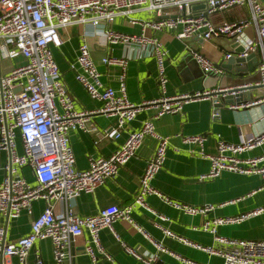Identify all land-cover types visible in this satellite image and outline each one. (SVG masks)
<instances>
[{"label":"built area","instance_id":"1","mask_svg":"<svg viewBox=\"0 0 264 264\" xmlns=\"http://www.w3.org/2000/svg\"><path fill=\"white\" fill-rule=\"evenodd\" d=\"M204 5L202 8L195 6ZM245 7L247 17L237 22L223 21L214 24L212 14L232 7ZM153 15L148 20L129 17L134 12ZM116 17H127L129 24H138L139 33H124L111 27L99 28L113 22ZM81 26L96 29L93 36L100 35L103 44L124 46L121 56L106 55L101 62L120 67L117 75L118 85L113 88L101 80L97 64L90 56L86 43L88 31L83 29L75 60L69 64L74 71V79L80 83L88 96L101 101L97 110H77L73 99L68 95L55 62L52 48L61 44V29ZM246 28H252L253 37L242 35ZM170 32L184 41L186 38L210 40L214 37H233L245 45L241 56L258 52L256 72L259 79L255 83H244L233 87H216L180 94H167L169 78L165 68L168 52L165 45L146 31ZM264 4L262 0H0V58L22 57L23 65L16 66L6 74L0 72V150L8 155L6 162H0V169L6 175L0 182V264H30L29 252L36 241L49 240L52 245V260L55 264H75L71 243L87 232L88 238L84 252L97 264L103 256L113 262L99 239V232L107 228L116 241H120L113 230L114 222L124 220L151 240L156 253L148 257L136 252L120 241L125 252L144 264H157L158 254L175 256L188 264V261L170 252L160 241L152 240L143 228L134 222L132 210L137 205L151 212L161 221L168 218L153 210L146 197L158 195L166 204L187 215H206L216 208L214 204L205 206L186 205L163 196L152 185L154 176L162 169L166 158L169 138L155 131L154 119L163 115L182 112L184 104L190 101L210 99L214 104L231 94L244 92L245 87L259 88L260 95L248 102L229 103L232 109L264 103ZM185 50L192 54L203 73L209 71L221 75L223 69L199 51L185 44ZM152 55L156 60L158 97L141 103H132L127 97L126 68L132 58ZM230 54L226 53L225 58ZM155 108L154 115L142 122L139 129L127 138L107 157L91 158L88 167L81 171L75 168V155L72 152L69 132L82 130L90 132L91 115L103 113L116 116V129L105 130V137L116 139L118 129L133 120L137 113L147 108ZM213 118L219 116L212 112ZM21 138V152L17 151V136ZM157 141L155 152L147 161L139 179V189L134 199L124 206L101 208L96 214L79 215L73 212L71 202L82 192L93 193L107 179L114 178L120 168L137 152L145 137ZM203 135L183 136L184 143L197 146L200 157L208 159L209 170L200 175V180L218 176L229 170L239 174H257L263 179L264 189V152L253 157L240 158L244 151L264 145V131L258 135L241 134L237 143L218 140L215 154L203 149ZM29 167L33 173L30 182L20 175V168ZM255 191H253L254 193ZM42 200L44 209L40 215L30 220L29 233L7 241L6 233L10 219L22 212L33 215L32 203ZM53 202L64 204L61 214L54 213ZM221 206V205H219ZM264 213L260 207L236 216L214 217L201 226L209 231L217 246H202L185 239L153 221L166 237L175 238L185 245L203 250L208 255L220 256L223 264H264V239H233L217 235V227L229 223H240L245 218ZM33 264H44L39 251L33 252Z\"/></svg>","mask_w":264,"mask_h":264},{"label":"crops","instance_id":"2","mask_svg":"<svg viewBox=\"0 0 264 264\" xmlns=\"http://www.w3.org/2000/svg\"><path fill=\"white\" fill-rule=\"evenodd\" d=\"M264 4V0H262ZM142 12V11H139ZM135 13V12H134ZM146 13V12H143ZM132 14V13H131ZM131 17V15L129 16ZM247 17L245 7H232L229 15L211 16L212 23L218 25L223 21L237 22ZM142 19V18H141ZM111 27L124 33H139L138 24H129L127 17H116L112 23L99 25V28ZM83 29L88 31L86 43L89 45L90 56L97 64L101 73V80L113 88L117 87V75L120 67L109 66L101 62V58L121 56L125 52L124 46L103 44L101 36H93L96 29L91 27L74 26L61 29V44L58 48H52L55 62L58 65L62 80H64L68 95L73 99L77 110L93 111L101 106V101L90 98L83 86L74 79V71L69 64L75 60L79 41ZM147 35H154L164 43L168 52L165 68L166 77L169 78L167 94L187 93L202 89L200 76L202 70L192 54L185 50L188 44L194 50L199 51L215 64L221 65L225 61L226 50H229V42L225 37H214L210 40L186 38L180 41L174 38L170 32L146 31ZM252 28H246L242 35L253 37ZM264 40V39H263ZM22 57L0 58V72L6 74L16 66L24 64ZM256 67L254 73L256 72ZM156 60L153 56L132 58L126 68V93L133 103H141L158 97V83L156 78ZM207 74V73H206ZM250 74V73H249ZM220 76L219 74H217ZM211 78L205 76L204 89L219 87H233L239 82L234 72L229 75ZM220 79V80H219ZM250 83V82H246ZM203 89V90H204ZM260 93L259 88L249 90L244 95V102L256 99ZM217 111L219 116L213 118L212 112ZM155 108H147L128 121L118 131L120 136L116 139L105 137L104 131L116 129L117 118L103 113L91 115L89 122L90 132L72 130L69 141L72 152L75 155V168L79 171L88 167L91 158L107 157L111 155L117 146L124 142L127 136L140 128L143 121L154 115ZM155 131L169 138L166 158L162 169L154 176L152 185L170 200H176L186 205L205 206L214 204L216 208L206 215H187L181 210L166 204L158 195L146 197L147 204L156 212L168 218L167 221L159 220L151 212L140 206L132 210V218L137 222L152 240L160 241L170 252L200 264H223L220 256L207 254L203 250L188 246L175 238L166 237L157 228L153 221L161 223L174 234L185 239L192 240L202 246H217L213 235L201 229L205 221L214 217L236 216L250 211L264 204L263 179L257 174H239L229 170L222 171L218 176L207 180H200L202 174L209 170L208 159L200 157L197 146L192 143H184L183 136L203 135V149L205 152L215 154L218 140L237 143L240 135H258L264 131V103L232 109L229 104L215 107L214 103L205 98L203 100L190 101L183 105L182 112L163 115L153 120ZM17 151L21 152V138L17 136ZM157 141L154 137H145L134 157L129 159L112 179L105 180L93 193L82 192L71 202L73 212L79 215L96 214L101 208L108 206H124L130 203L138 189L139 179L145 170L147 161L155 152ZM264 152V145L244 151L240 158L253 157ZM8 155L0 150V162L4 163ZM20 175L32 182L34 177L30 168H20ZM5 172L0 169V182ZM253 191H255L253 193ZM221 205V206H219ZM54 213L61 214L65 205L53 202ZM33 215L22 212L18 217L10 219L8 223L6 239L16 240L29 233L30 220L37 217L44 209L42 200L32 203ZM1 221V220H0ZM113 230L126 246L148 257L156 253L151 240L135 229L130 223L118 220L113 224ZM217 235L233 239H264V213L245 218L240 223L219 225ZM88 238L87 232L77 237L71 243V252L75 264H91V259L84 252V245ZM99 239L113 262L103 256H99L97 264H144L142 261L127 254L120 241H116L112 232L103 228L99 232ZM38 250L44 264H55L52 260V245L49 240L36 241L27 258L33 264V252ZM157 264H188L183 260L166 253H159Z\"/></svg>","mask_w":264,"mask_h":264},{"label":"water","instance_id":"3","mask_svg":"<svg viewBox=\"0 0 264 264\" xmlns=\"http://www.w3.org/2000/svg\"><path fill=\"white\" fill-rule=\"evenodd\" d=\"M204 5L201 6H195L194 8H202ZM226 41L229 42V50H226L225 52L230 54L228 58H225V61L221 63V65L216 64L217 67L223 69V72L220 76V79H222L223 75H229L231 72L235 73V76H237V79L239 82L235 85H240L246 83V77L252 73H254L255 66L258 64L259 58H258V52H250L246 56L239 55L240 53L244 52L245 45L241 40H236L233 37L226 38ZM207 74L202 72V75L200 76V80L202 81V89H204L203 81L205 79V76ZM219 79V80H220ZM220 87V85H218ZM245 91L240 93L231 95L228 94L220 99L218 103H215V107H221L223 104H229L233 102L241 101V99L244 98V95L246 92H249V90H252V87H245ZM6 175V172H5Z\"/></svg>","mask_w":264,"mask_h":264},{"label":"rangeland","instance_id":"4","mask_svg":"<svg viewBox=\"0 0 264 264\" xmlns=\"http://www.w3.org/2000/svg\"><path fill=\"white\" fill-rule=\"evenodd\" d=\"M232 8H228V9H225V10H221L220 12L218 13H215V14H212L211 16H220L221 14H225V15H229L230 12H231ZM132 17H137V18H142L144 20H148L149 18H152L153 15L151 13H143V12H135V13H132L131 14ZM96 36H99L100 35H96ZM158 38V37H157ZM218 75L215 74L214 72L212 71H209L207 72V77H211V78H216ZM259 79V76L257 73H252V74H249L247 77H246V81L250 82V83H255L257 82ZM20 170V169H19Z\"/></svg>","mask_w":264,"mask_h":264}]
</instances>
